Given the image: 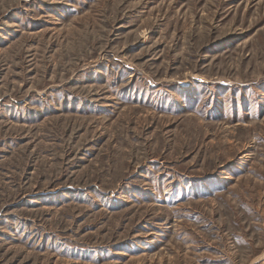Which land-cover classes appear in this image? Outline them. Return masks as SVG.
Segmentation results:
<instances>
[{
    "label": "rangeland",
    "instance_id": "obj_1",
    "mask_svg": "<svg viewBox=\"0 0 264 264\" xmlns=\"http://www.w3.org/2000/svg\"><path fill=\"white\" fill-rule=\"evenodd\" d=\"M0 264H264V0H0Z\"/></svg>",
    "mask_w": 264,
    "mask_h": 264
}]
</instances>
